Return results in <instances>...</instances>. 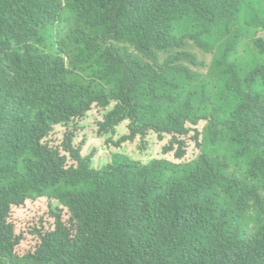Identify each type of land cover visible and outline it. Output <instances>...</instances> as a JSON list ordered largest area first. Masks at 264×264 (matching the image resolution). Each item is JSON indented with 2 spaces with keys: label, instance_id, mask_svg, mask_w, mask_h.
<instances>
[{
  "label": "trees",
  "instance_id": "16d2710c",
  "mask_svg": "<svg viewBox=\"0 0 264 264\" xmlns=\"http://www.w3.org/2000/svg\"><path fill=\"white\" fill-rule=\"evenodd\" d=\"M260 34L264 0H0V264H264Z\"/></svg>",
  "mask_w": 264,
  "mask_h": 264
},
{
  "label": "clouds",
  "instance_id": "9594fccd",
  "mask_svg": "<svg viewBox=\"0 0 264 264\" xmlns=\"http://www.w3.org/2000/svg\"><path fill=\"white\" fill-rule=\"evenodd\" d=\"M260 35H259V38H264V37H260ZM249 45L251 44L249 43ZM151 136L156 137L158 140H163V139H160V137L156 133H150L144 140L141 137L138 138V140L142 143V146H144L145 141ZM202 145H203V141L198 143L196 147L194 148V151H193L194 162L197 161L202 155V148H201ZM169 153L171 155L170 145L167 142V145L163 150V154L160 157L152 160L151 162L158 161V160H165V161L170 162V157H165V155ZM151 162H149L148 164H150ZM15 210H16V207H13L11 210L10 218H12V216L14 215ZM41 221L42 220L31 221L27 219H21L19 222L11 223V225H13L14 230H15V237L19 240L17 245L30 254L36 253L38 251V249L34 246V240L36 236H38L41 232L47 233V234H50L51 232H55L54 227L50 223H48L47 221H43V222Z\"/></svg>",
  "mask_w": 264,
  "mask_h": 264
},
{
  "label": "crops",
  "instance_id": "0c3cea01",
  "mask_svg": "<svg viewBox=\"0 0 264 264\" xmlns=\"http://www.w3.org/2000/svg\"><path fill=\"white\" fill-rule=\"evenodd\" d=\"M167 145L166 140H158L156 137H149L144 146L137 139L128 152H124L127 158L131 159L134 165L146 166L152 160L160 157L163 154V150ZM165 157H171L170 153Z\"/></svg>",
  "mask_w": 264,
  "mask_h": 264
},
{
  "label": "rangeland",
  "instance_id": "374dc122",
  "mask_svg": "<svg viewBox=\"0 0 264 264\" xmlns=\"http://www.w3.org/2000/svg\"><path fill=\"white\" fill-rule=\"evenodd\" d=\"M61 10H62V9H59V12H60ZM56 19H57V18H56ZM57 20H58V19H57ZM260 37H264V34H261ZM190 51H191L192 53H194L198 58H200V59H202L203 61H205L206 64H207L206 67H208V66L211 64V62H212V57H211L210 55H205L204 53H202V52H201L199 49H197V48H193V49L190 50ZM206 89H207L208 92H210V88H208V87L206 86ZM94 134H95V133H94ZM49 142H51V143H55L56 146L59 145L60 142H61V141H60V134H59L58 132H54V133L48 138L47 143H49ZM171 158H172V157H171ZM20 166H22V165H16V166H14V167H10L6 161H4V160H0V169H15V168H19ZM27 176H28V172L24 173V174L21 176V177H22L21 180H19V178H17L16 181H18V182H19V181H22V182H23V181L27 178ZM16 185H17V182H16ZM52 193H53V191L50 192L46 197L52 195ZM48 205H49L50 217H51V218H55V216L53 215V212H54V211H57L56 206H55L54 204H52L51 202H49ZM25 209H27V207H26ZM29 210H30V212H31L32 214H37V212L35 211V210H36L35 207L30 206ZM61 216H62V214H61ZM166 217H167V214H163V216L158 217V218H153V217H151V218H149V219L146 221V223H147L148 226H151V227H153V228H156V227H158V226H160V225L162 224L163 220H164ZM42 220H43V219H42ZM41 222H43V221H41ZM234 257H235V256H234ZM234 257H233V258H234Z\"/></svg>",
  "mask_w": 264,
  "mask_h": 264
}]
</instances>
